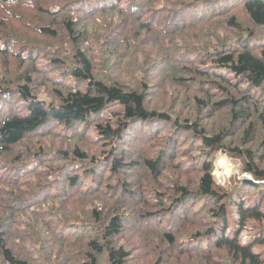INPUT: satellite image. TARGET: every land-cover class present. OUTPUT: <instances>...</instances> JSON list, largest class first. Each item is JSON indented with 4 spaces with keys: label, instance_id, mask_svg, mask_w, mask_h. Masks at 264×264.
I'll list each match as a JSON object with an SVG mask.
<instances>
[{
    "label": "trees",
    "instance_id": "obj_1",
    "mask_svg": "<svg viewBox=\"0 0 264 264\" xmlns=\"http://www.w3.org/2000/svg\"><path fill=\"white\" fill-rule=\"evenodd\" d=\"M45 1L0 0L28 28L0 35V263L264 264V0ZM52 130L101 145L11 152ZM219 152L258 185L228 194Z\"/></svg>",
    "mask_w": 264,
    "mask_h": 264
},
{
    "label": "rangeland",
    "instance_id": "obj_2",
    "mask_svg": "<svg viewBox=\"0 0 264 264\" xmlns=\"http://www.w3.org/2000/svg\"><path fill=\"white\" fill-rule=\"evenodd\" d=\"M54 3H56L54 0H46L45 3H44V6L50 8V5H52ZM124 5H125V3H124ZM11 9H12V7H11ZM27 12H32V11L29 10ZM34 12H36V11L33 10V13L30 16L27 15V19L24 20L25 23L29 22V23H35L36 24V22H38L35 19V15L36 14H34ZM117 18H118V16H116V15L115 16L114 15L107 16L106 18H104L101 15H97V18L92 21L93 22L92 24H90V27H91L90 29H92V30L89 32V36L95 30H97L99 28L98 25H100V24L103 25V23L106 20L107 21H111V20L117 19ZM27 29L25 27L19 25V23L14 22V21H11V22H8V23H0V35H5L6 37H10L12 34H14L15 35L14 37H18L20 41L25 40V36H26L25 34L28 31ZM100 31H103V30L100 29ZM15 44H17V43H15ZM93 52H94L93 60H94V63H95V70H98L99 72L103 73L104 75H108L111 72L116 73V72H118L120 70L119 68H117V66H114V67L112 66V64L114 63V60L105 61L103 57L99 56L98 49H95ZM139 52L143 56H148V54L151 52V46L149 44L144 43L141 46ZM134 64L135 65H140V61H137ZM219 70H222V71H225V72L228 71V69H226V68H219ZM140 73L141 72L139 71L138 74H140ZM166 91L168 93H170L169 89H166ZM41 93H42L41 96L43 98H49L48 94L45 91H41ZM24 103L25 102H22V104H24ZM121 109H122V107H121V105L119 103L110 104L108 106V110L105 112V114H103V116L105 118H109V117H111L113 115V113L115 111H120ZM186 109L187 108H185V110H184L185 112L187 111ZM181 113L183 114L184 112H181ZM86 128H89V127L86 124H82L80 126L79 130L82 131V130H84ZM52 134H53V130L49 131L48 133L42 134V135L28 137V138L24 139L22 141V143L17 148H15L13 151H11V152H14V154L16 156L23 157V156H25V154L27 155L28 153H33V154L37 153L38 148H41V149L44 148L48 152L50 150L57 151V150H59L61 148H64V147L71 148L72 145L77 144V143H79L82 146H85L81 142V140L86 142L87 144H88V142H90L95 147H98V146L101 145V144L93 142L94 141V136L93 137L92 136L91 137L90 136L83 137V139L80 138L79 140L77 138H75V141H70L69 142V141H64L65 139L63 137L55 136L57 133H55L53 135ZM166 138L167 137H165V140H166ZM95 140L97 142H101L103 144L106 143V140L104 138H101V136H97L95 138ZM159 146H160V142L154 145V149L152 150V152H151L149 157L156 156L158 154V147ZM2 160L6 162L7 156L4 159H2ZM241 166H242L241 162H238L236 159H234L232 157H229L225 152H219L216 155V158L214 160V168L212 170L213 171L212 174L214 175V177H215L214 179L216 180V182L219 183L222 188L226 189L228 194H232L239 183L249 184V183L245 182V179L246 178H250V177L252 178L251 175L241 171ZM1 175L2 174L0 173V176ZM35 176H36V174H33L32 175V179ZM109 176H110V174H109V171H108V173H106L105 177L108 178ZM124 180L125 179L123 178V181ZM249 185H251V184H249ZM252 186H254V185H252ZM120 190L122 191V189H120ZM130 200L134 201V199H130ZM77 205H79L78 201H74L73 203H67V206L62 205L61 206L62 208L60 210V214L59 215L61 217H63V218L64 217H68L69 213H73V212L77 211V209L79 208V206H77ZM52 207L54 209H57V203H53ZM141 207H143V208H152L154 206H141ZM151 222H152V225H155L157 220L154 219ZM32 223L37 224V221L33 220ZM32 223H30L29 226H31ZM242 236H243L244 240H247V238L249 236V232L248 231L243 232ZM30 246H32V245H30ZM187 257L184 256L182 258V260L187 261L188 260ZM0 264H4L3 261H1Z\"/></svg>",
    "mask_w": 264,
    "mask_h": 264
},
{
    "label": "water",
    "instance_id": "obj_3",
    "mask_svg": "<svg viewBox=\"0 0 264 264\" xmlns=\"http://www.w3.org/2000/svg\"><path fill=\"white\" fill-rule=\"evenodd\" d=\"M245 182H247V183H249L251 185H257L258 184V182L253 180L251 177L250 178H246Z\"/></svg>",
    "mask_w": 264,
    "mask_h": 264
}]
</instances>
